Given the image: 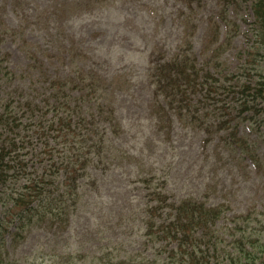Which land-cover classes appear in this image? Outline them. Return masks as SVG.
Here are the masks:
<instances>
[{
	"label": "rangeland",
	"instance_id": "obj_1",
	"mask_svg": "<svg viewBox=\"0 0 264 264\" xmlns=\"http://www.w3.org/2000/svg\"><path fill=\"white\" fill-rule=\"evenodd\" d=\"M253 2L237 0L224 12V0H0L5 26H0V112L12 110L17 119L9 125L0 122V154L10 147L8 160L15 169L21 162L27 165L19 182L0 186V218L12 188L47 167L38 121L52 116L47 113L54 102L53 81L72 80L78 70L97 73L104 105L114 108L117 118L108 122L106 114L96 119L108 128L107 153L81 180L69 224L36 226L20 239L11 228L0 239V264H66L68 254L78 264H99L107 253L111 258L152 257L158 247H166H154L145 237L155 191L171 203L192 199L227 207L206 242L220 247V258L233 252V220L264 212V121L238 115V96L220 88L211 99L192 94L195 104L201 100L212 111L208 117L200 112L202 123L177 115L172 123L161 122L158 105L168 108V102L155 95L150 75L158 61L189 55L222 86L255 85L260 76L244 77L241 70L250 46ZM223 16L238 25L230 43ZM214 24L219 25L216 39ZM223 103L233 121L221 130ZM83 110L98 113L90 102ZM233 127L253 145L252 154L226 144ZM163 219V214L158 217Z\"/></svg>",
	"mask_w": 264,
	"mask_h": 264
},
{
	"label": "trees",
	"instance_id": "obj_2",
	"mask_svg": "<svg viewBox=\"0 0 264 264\" xmlns=\"http://www.w3.org/2000/svg\"><path fill=\"white\" fill-rule=\"evenodd\" d=\"M235 1L237 0H224L223 11ZM252 11L254 23L251 36L248 37L250 46L241 70L244 77L253 76L252 73L259 75L256 84L245 82L237 89L222 86L220 78L199 68L197 59L189 55L167 62L158 61L152 69L150 79L155 95H163L168 102V108L161 103L158 105L159 112L163 114L157 116L161 122L172 123L174 115H177L180 119L190 117L193 124L202 123L200 112L208 117L212 111L205 110L208 107H204L206 103L201 100L199 105L195 104L191 99L192 94L202 92L205 99H211L220 88L238 96V115L264 121L261 116L264 111V0H254ZM222 19L229 27L226 41L230 43L237 33L238 25L229 21L226 16ZM0 26H4L1 19ZM213 33L216 39L218 24L213 25ZM221 51L222 47H219L214 56L219 57ZM2 62L0 59V67ZM235 76L232 74L228 79ZM100 81L97 73L83 70H78L72 80L53 81L54 102L49 104L47 113L52 116H44L38 121L39 131L46 140L41 155L47 167L43 174L29 176L25 183L12 188L6 196L8 207L5 216L0 218L1 240L11 228H14V238L20 239L36 226L60 228L69 224L78 208L81 180L92 166L104 161L107 153L104 144L108 128L105 124L97 123L96 119L109 114L106 117L108 122L117 120L115 109H108L104 105L105 89L98 85ZM84 90L87 92L84 93ZM87 102L98 107V113L85 114L83 107ZM216 109L219 110L217 107ZM222 109L227 119L223 117L220 120L221 130L228 129L233 121L226 103L222 104ZM248 111L251 114L244 115ZM11 120L17 121L12 110L0 112V122L5 121V125H9ZM51 141L54 145H51ZM225 141L229 147L242 148L245 153L252 154L253 145L238 135L237 128L233 127ZM11 153L10 147H5V156L4 153L0 154V186L5 184L11 187L12 183L19 182L24 176L27 165L21 162V168L16 170L8 160ZM259 166L263 167L261 163ZM14 170L16 171L13 172ZM152 195L155 205L149 211L145 237L154 247L159 243L164 244V250L158 247L154 256L143 259L120 258L121 256L111 258L110 253H107L102 256L99 264H264V212L256 218L248 214L233 220L234 250L230 255L220 258V247L216 244L209 245L206 235L224 216L227 207H207L192 199L171 203L161 192L155 191ZM162 214L164 219L159 221L158 217ZM67 258L66 264H78L73 260V254H68Z\"/></svg>",
	"mask_w": 264,
	"mask_h": 264
}]
</instances>
